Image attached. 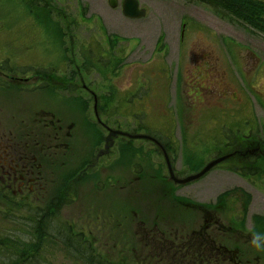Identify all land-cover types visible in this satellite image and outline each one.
Returning <instances> with one entry per match:
<instances>
[{
	"label": "rangeland",
	"instance_id": "374dc122",
	"mask_svg": "<svg viewBox=\"0 0 264 264\" xmlns=\"http://www.w3.org/2000/svg\"><path fill=\"white\" fill-rule=\"evenodd\" d=\"M123 1L112 9L108 0H0V69L7 68L6 60L13 69L7 74L36 76L39 88L55 82L44 79L43 70H53L75 85L58 90V95L37 89L22 96L11 88L6 93V111L11 110L12 116L16 107L29 102L31 112L48 110L79 124L82 119L89 123L84 126V143L92 150L97 121L93 101L80 85L84 79L98 95L103 122L126 130L141 124L174 147L179 176L191 174L248 139L264 141V34L216 15L209 4L199 1L139 0L147 12L141 20L123 16ZM6 83L8 87L10 82ZM30 111L16 113L23 118ZM104 137L105 131L98 136ZM135 144L149 152L138 176L147 177L146 182L166 178L165 161L153 145ZM71 165L73 169L78 164ZM249 166L262 174L245 178L244 167L225 163L200 182L176 187V195L209 207L232 191L224 199L225 220L253 233L257 230L254 217H264V160ZM63 179L68 181V172L57 171L48 182L44 201L61 196L64 187L69 193L78 188V197L72 196L68 207L55 209L52 240L31 241L28 203L12 202L0 211L5 212L0 213V245H6L0 251V264H88L66 240L69 227L92 229L91 239L96 241L92 249L103 260L133 264L127 246L131 237L128 216L144 203L128 198L131 188L126 178L119 177L115 187L107 180L77 187L76 176L69 183ZM149 190L152 202L155 187ZM242 193L251 198L248 205ZM155 195L159 196V190ZM114 211L117 217L112 218ZM90 215L100 218L86 223ZM68 220L75 222L70 223L73 228L65 223ZM257 231L264 232V228ZM34 252L38 256L32 257Z\"/></svg>",
	"mask_w": 264,
	"mask_h": 264
},
{
	"label": "flooded vegetation",
	"instance_id": "af4514ba",
	"mask_svg": "<svg viewBox=\"0 0 264 264\" xmlns=\"http://www.w3.org/2000/svg\"><path fill=\"white\" fill-rule=\"evenodd\" d=\"M184 1L206 2L216 15L223 12L222 3L250 1L256 3L258 9L261 7L260 4L264 3V0ZM0 70V208H3L0 211L12 202L28 203L32 213L30 225L33 226L34 233L31 241L34 244L39 240L53 239L52 221L55 220V209L57 212L63 207H68L72 196L78 197V188L69 193L64 187L61 196H49L48 201H44L48 195V182L59 170L68 172V181L63 179V182L69 183L71 178L76 176L77 187L83 183L99 185L106 180L114 184L117 182V176L124 174L129 185L135 184L133 188L142 189L143 195L149 194L150 190L144 186L147 177L142 179L138 176V170L143 169L145 160L148 161L149 152H145L141 146H135L137 141L122 136L108 139L112 126L105 122H97L98 126L94 125L95 131L92 134L95 142L91 143L92 150H89L84 143L85 128L89 123L79 124L74 118L61 119L58 114L48 110L31 112L29 102L18 109L16 107L11 116V110L6 111V93H9L11 88H16L19 95L28 96L29 93L37 91L38 81L33 75L25 77L7 74L6 72H12V67ZM6 81L10 82L8 87ZM83 82L81 79L85 94L90 95L94 102L96 99L98 104V98ZM46 93L56 92L47 90ZM27 108L30 111L28 117L26 115L19 118L16 112L26 111ZM92 109L94 119L97 116L101 118L99 107L93 106ZM83 114L87 115V112L83 111ZM7 115L11 117L8 120ZM103 131L105 137L101 140L98 136L103 135ZM150 144L161 156H164L163 151L172 150L169 146L167 149L163 146L165 149L163 150L153 143ZM107 146H110V150L105 153ZM240 149L233 150L238 153L233 156V160L264 158V150L260 147L250 153L241 150V154ZM71 164L78 165L72 169ZM161 181L164 186L160 187L159 191L166 200L173 190L169 186L172 181L169 177ZM143 195H141L145 201L143 208H138L139 211L128 216L131 218L128 247L133 264H264L263 246L257 243L256 239L247 238L241 226L231 225L225 220V204L206 207L169 199L153 206L155 204H150L149 198ZM72 201L74 202V199ZM40 215V219L37 220ZM34 216L37 222L34 221ZM97 218L100 217L90 215L86 223H93ZM115 221L117 220L113 222ZM65 223L75 222L68 220ZM71 226L73 228L74 225ZM81 229L74 230L69 227L66 231V240L70 241L72 248L85 258L88 264H99L103 257L92 249V243L96 244L95 239H91L94 231L86 227ZM77 246L80 250L76 248ZM39 249L43 250L42 247ZM43 253L48 256L47 251ZM31 256H38V252L31 253Z\"/></svg>",
	"mask_w": 264,
	"mask_h": 264
},
{
	"label": "trees",
	"instance_id": "16d2710c",
	"mask_svg": "<svg viewBox=\"0 0 264 264\" xmlns=\"http://www.w3.org/2000/svg\"><path fill=\"white\" fill-rule=\"evenodd\" d=\"M222 6L224 7V12H223L224 18H228L232 22H239L244 26H248L253 30L259 31L262 34H264V6L260 8L259 14H257L256 4H254L253 2L230 1L229 3H222ZM251 172L255 174L256 171H251ZM230 194L231 192L225 194L223 198L225 196H229ZM242 195L245 197L246 205H248L251 198L245 193H242ZM221 200L222 198H220V201ZM253 223L255 225V228H257V230L260 229L261 227L264 228V217H254ZM257 230L255 231L256 233L260 232ZM260 233L264 234V232H260ZM5 246L4 244H1L0 251ZM76 248L80 250L78 246Z\"/></svg>",
	"mask_w": 264,
	"mask_h": 264
},
{
	"label": "water",
	"instance_id": "95a60500",
	"mask_svg": "<svg viewBox=\"0 0 264 264\" xmlns=\"http://www.w3.org/2000/svg\"><path fill=\"white\" fill-rule=\"evenodd\" d=\"M109 4L113 9H116L118 7V0H109ZM123 14L125 17L129 18V19H143L146 16V11L143 9H140V5L139 2L137 0H125L123 2ZM124 135L127 137H131V138H149L146 136H131L129 134L126 133H121V132H114L110 135L109 139H111L114 136L117 135ZM231 155L219 158L215 161H212L211 163H209L206 167H204L198 174L190 176L186 179L183 180H177L176 177L174 176L171 164L168 160V157H166L168 165H169V170L172 176V179L176 181V183L181 184V185H186L189 184L191 182L197 181L199 179H201L202 177H204L206 174H208L211 170H213L217 165H219L220 163L224 162L225 160H227L228 158H230Z\"/></svg>",
	"mask_w": 264,
	"mask_h": 264
}]
</instances>
